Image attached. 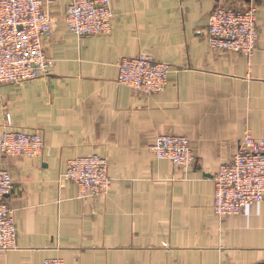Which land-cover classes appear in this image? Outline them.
<instances>
[{
  "label": "crops",
  "instance_id": "1",
  "mask_svg": "<svg viewBox=\"0 0 264 264\" xmlns=\"http://www.w3.org/2000/svg\"><path fill=\"white\" fill-rule=\"evenodd\" d=\"M68 2L46 6L50 74L0 85V135L44 140L36 158L0 154L16 227V248L0 252V264H264V201L224 219L212 210L218 168L246 132L264 140V1L250 58L208 46L213 0H112L110 32L80 38L64 24ZM140 55L173 69L156 96L116 84L117 61ZM168 134L189 139L187 169L150 152ZM93 155L112 183L84 198L60 176L68 161Z\"/></svg>",
  "mask_w": 264,
  "mask_h": 264
},
{
  "label": "built area",
  "instance_id": "2",
  "mask_svg": "<svg viewBox=\"0 0 264 264\" xmlns=\"http://www.w3.org/2000/svg\"><path fill=\"white\" fill-rule=\"evenodd\" d=\"M112 0H69L63 16L67 30L76 37L108 34L111 30ZM208 16L207 43L216 52H232L250 58L257 40L258 2L228 4L213 0ZM52 0H0V85L23 84L50 74L53 62L44 51L53 22L47 4ZM116 84L143 97L162 93L173 69L150 55L120 58L116 63ZM44 140L39 132L5 130L0 135V154L6 158H36L42 154ZM157 159L169 160L185 170L194 162L189 139L168 134L159 136L150 147ZM75 184L82 197L106 195L112 179L100 156L77 157L68 161L60 176ZM213 213L224 219L241 214L248 206L264 201V140L246 132L236 153L218 168L212 178ZM10 173L0 170V252L16 248V227L8 203L13 183ZM43 264H63L48 259Z\"/></svg>",
  "mask_w": 264,
  "mask_h": 264
},
{
  "label": "rangeland",
  "instance_id": "3",
  "mask_svg": "<svg viewBox=\"0 0 264 264\" xmlns=\"http://www.w3.org/2000/svg\"><path fill=\"white\" fill-rule=\"evenodd\" d=\"M236 5V4H235Z\"/></svg>",
  "mask_w": 264,
  "mask_h": 264
}]
</instances>
